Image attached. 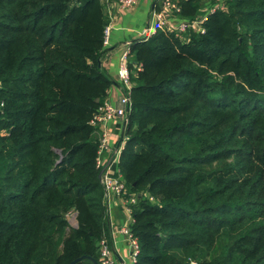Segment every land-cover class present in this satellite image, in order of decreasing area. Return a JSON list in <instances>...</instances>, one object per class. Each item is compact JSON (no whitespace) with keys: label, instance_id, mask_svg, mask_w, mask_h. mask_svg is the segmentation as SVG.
Returning a JSON list of instances; mask_svg holds the SVG:
<instances>
[{"label":"trees","instance_id":"1","mask_svg":"<svg viewBox=\"0 0 264 264\" xmlns=\"http://www.w3.org/2000/svg\"><path fill=\"white\" fill-rule=\"evenodd\" d=\"M226 5L188 42L131 45L119 168L127 195L154 198L134 206L133 264H264V0ZM108 23L104 0H0V264L100 263Z\"/></svg>","mask_w":264,"mask_h":264},{"label":"built area","instance_id":"2","mask_svg":"<svg viewBox=\"0 0 264 264\" xmlns=\"http://www.w3.org/2000/svg\"><path fill=\"white\" fill-rule=\"evenodd\" d=\"M139 0H104L105 10L107 14L113 18V7H120V9H127L133 7ZM184 1V0H183ZM182 0H155L151 11V19L149 25L140 32L138 40L146 41L153 37L160 29H164L170 33L175 34L183 41H190V35L192 33L204 34L206 32L205 22L209 15L217 10H225L226 5L223 0L217 1H205L208 6L203 9L194 18L185 19L180 16L182 10ZM111 23H108L104 32V43L108 44ZM131 53V47H129L121 58V67L119 70L120 77L124 84V92L120 96L118 103L113 104L110 100L106 99L97 113L95 119L101 124V136L100 144L97 153V165L98 167H104L107 162V153L111 150L110 140L113 136L108 130L105 129L106 122L111 119H124V130L122 133V141L118 147V153L121 154L125 146V142L128 140L126 135V127L129 121V114L132 109V88L133 83L131 80V69L129 65V55ZM140 70L141 66H137ZM111 169L114 173H111ZM102 181L106 188V200H111L112 197L120 199L125 207L129 220L126 219L121 225V231L127 237V245L129 246L130 257L137 261L140 252V243L138 237L131 229V225L134 222V206L138 204L139 197L142 195L130 194L127 195L128 189L126 181L119 167H114V161L110 160L107 169L103 173ZM149 197L148 194H144ZM154 200L153 197H149ZM69 218L73 219V225L77 224L76 213L71 211L68 214ZM70 220V219H69ZM100 264H116L114 252L110 246L109 239L104 236L100 240ZM120 264H128L127 261L122 260Z\"/></svg>","mask_w":264,"mask_h":264},{"label":"crops","instance_id":"3","mask_svg":"<svg viewBox=\"0 0 264 264\" xmlns=\"http://www.w3.org/2000/svg\"><path fill=\"white\" fill-rule=\"evenodd\" d=\"M154 2L155 0H139L136 5L127 9H120L119 6L113 7V18L107 14L112 28L108 44L105 45L106 50L102 57V64L112 77L107 99L113 104L118 103L120 96L124 92V84L119 74L121 58L124 52L138 38L140 32L149 25ZM205 3L201 10L208 6L207 2ZM105 129L113 134L110 140L111 150L107 153V161L112 160L114 161V167H119L121 154L118 153V147L122 141L124 119L108 120ZM110 172L114 173V170L111 169ZM106 204L109 209L108 221L110 223L106 237L109 239L110 246L114 252L116 264H120L122 260L128 261L127 237L121 231V225L126 219L129 220L130 216L120 199L112 197L111 200H106Z\"/></svg>","mask_w":264,"mask_h":264},{"label":"water","instance_id":"4","mask_svg":"<svg viewBox=\"0 0 264 264\" xmlns=\"http://www.w3.org/2000/svg\"><path fill=\"white\" fill-rule=\"evenodd\" d=\"M110 163V161L101 168L100 172H99V178L102 179L103 177V173L105 172V170L107 169L108 164ZM85 260H92L94 264H100L98 260H96L95 258L89 256V255H82L80 257H78L77 259L71 261L69 264H83V262Z\"/></svg>","mask_w":264,"mask_h":264},{"label":"rangeland","instance_id":"5","mask_svg":"<svg viewBox=\"0 0 264 264\" xmlns=\"http://www.w3.org/2000/svg\"><path fill=\"white\" fill-rule=\"evenodd\" d=\"M223 1H224L225 5H226V0H223ZM225 10H227V5H226V9ZM97 136H98V134H97ZM100 136H101V133L99 134V139H100ZM142 193L149 195V193L147 191L142 192ZM68 219H70L69 222L71 223V225H73V219L72 218H68ZM128 248H129V246H128ZM127 263L128 264H133L134 263V260L130 257V253L128 255V261H127Z\"/></svg>","mask_w":264,"mask_h":264}]
</instances>
